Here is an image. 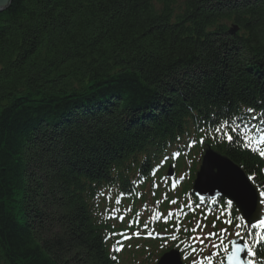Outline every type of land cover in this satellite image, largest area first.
I'll return each mask as SVG.
<instances>
[{
	"label": "trees",
	"instance_id": "16d2710c",
	"mask_svg": "<svg viewBox=\"0 0 264 264\" xmlns=\"http://www.w3.org/2000/svg\"><path fill=\"white\" fill-rule=\"evenodd\" d=\"M259 114L264 0H13L0 12V264H119L104 209L168 210L191 193L207 144L264 191V161L217 135ZM171 163L189 180L154 187ZM187 219L132 264L190 252L196 221L233 237L221 220Z\"/></svg>",
	"mask_w": 264,
	"mask_h": 264
},
{
	"label": "water",
	"instance_id": "95a60500",
	"mask_svg": "<svg viewBox=\"0 0 264 264\" xmlns=\"http://www.w3.org/2000/svg\"><path fill=\"white\" fill-rule=\"evenodd\" d=\"M12 2L13 0H0V12L7 9ZM253 189H255V187L249 181L248 176L229 158L211 149L205 151L193 186V190L198 197L204 198L208 196L209 198H215L221 196L229 200L233 199V204L239 210L243 219H245L247 223L250 221L251 223L249 224H252L257 220L260 210L259 204L255 203L257 191L255 189V192H253ZM249 194H251L254 211L248 215L247 218H244L245 214L241 211L240 207L237 206L236 201L238 200L241 205L246 207L249 203ZM240 247V243H235L233 251H235L236 248L240 249ZM241 251L244 256L245 250L241 248ZM166 257H172L176 261V264H181L177 253L174 254L173 252L165 254L159 260L158 264H163ZM227 264H229L228 259Z\"/></svg>",
	"mask_w": 264,
	"mask_h": 264
},
{
	"label": "snow or ice",
	"instance_id": "6c2138e0",
	"mask_svg": "<svg viewBox=\"0 0 264 264\" xmlns=\"http://www.w3.org/2000/svg\"><path fill=\"white\" fill-rule=\"evenodd\" d=\"M248 111L252 112L253 109L250 108V109H248ZM216 130L220 131L219 128H217ZM227 139L230 142H232L234 138L231 135H228ZM200 142L203 143L202 140ZM260 155L264 156V151H261ZM253 192H255V189H253ZM256 195H257V199H256L255 203L259 204V205H264V191L258 192ZM248 201H249V203H248V205L246 207L241 205L238 200L236 201L237 206L240 207L241 211L244 212V214H245L244 218H247V216L250 215L254 211V205H253V202H252V199H251V194L248 195ZM171 203L175 204L176 201L173 200V201H171ZM227 205L228 206H232L233 205V199L228 200L227 201ZM186 207L191 208V205H186ZM169 215H171V214H169ZM229 223H231V222H229ZM249 223H251V222L249 221ZM251 226L253 228L257 227V225H255V224H252ZM213 227H215V225H213ZM236 227L239 228L240 225H236ZM260 227H264V220L260 221ZM185 230H187V229H185ZM195 230L196 229H193V231H195ZM222 231H224V230L222 229ZM235 235L239 237L241 235V233L239 231H237L235 233ZM257 235L259 236L260 234H257ZM172 239L175 240V237L173 236ZM260 239L264 240V236H260ZM214 247H219V245H214ZM193 251H195V249H193ZM225 251H227V249H225ZM239 251H240V249L236 248L235 251H233L232 254L227 257V259L229 261V264H233V262H236V264H238L237 255L236 254ZM248 255H250V256L255 255V253L252 252L251 248H249ZM163 264H176V261L172 257H166L165 261L163 262ZM249 264H253V261L250 260Z\"/></svg>",
	"mask_w": 264,
	"mask_h": 264
},
{
	"label": "rangeland",
	"instance_id": "374dc122",
	"mask_svg": "<svg viewBox=\"0 0 264 264\" xmlns=\"http://www.w3.org/2000/svg\"><path fill=\"white\" fill-rule=\"evenodd\" d=\"M134 249H132V250H126L124 253L122 252V256H120L119 258H120V260L121 261H125L126 262V264H132L133 262L132 261H136L137 259L139 260L140 258H139V255H138V252H135V251H133ZM125 258H127V259H129L128 261H126L125 259H124V257Z\"/></svg>",
	"mask_w": 264,
	"mask_h": 264
},
{
	"label": "bare ground",
	"instance_id": "6f19581e",
	"mask_svg": "<svg viewBox=\"0 0 264 264\" xmlns=\"http://www.w3.org/2000/svg\"><path fill=\"white\" fill-rule=\"evenodd\" d=\"M237 30H238V28H237V27H234V28H232V29L230 30V33H231V34H233V32L236 33ZM258 117H259V121H260V123L263 124L262 115L259 114ZM180 147H181V148H186V147H182V142H180Z\"/></svg>",
	"mask_w": 264,
	"mask_h": 264
}]
</instances>
